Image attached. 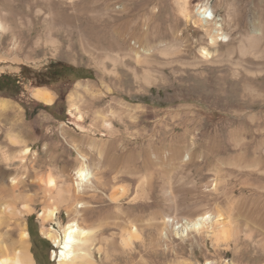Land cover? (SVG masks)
Wrapping results in <instances>:
<instances>
[{
	"label": "rangeland",
	"instance_id": "1",
	"mask_svg": "<svg viewBox=\"0 0 264 264\" xmlns=\"http://www.w3.org/2000/svg\"><path fill=\"white\" fill-rule=\"evenodd\" d=\"M188 4L190 21L182 0H0V73L24 90L12 98L20 114L0 111V160L16 154V137L33 149L25 170L0 162V185L22 175L29 183L50 174L70 180L81 155L91 166L101 163L108 179L123 171L118 184L128 196L121 207L111 205L108 188L103 200L87 199V224L101 231L92 243L98 264H264V0ZM200 7L212 10L226 41L210 46L209 35L194 24ZM135 42L149 51L147 63L123 56ZM202 47L214 54L210 62L202 61ZM74 69L88 79L77 80ZM36 88L50 90L54 103L38 102ZM72 94H79L75 103ZM149 145L185 162H172L168 172L154 168L150 180L127 179L123 158ZM28 182L20 191L33 209L24 216L30 251L37 264H57L55 245L43 231L70 218L62 211L45 222L40 215L52 206L50 192ZM218 208L230 231L228 245L214 240ZM205 213L213 217L199 232L180 228V236L172 231L166 243L160 240L162 217L175 230ZM178 219L183 222L176 225ZM13 222L8 238L17 247ZM132 223L142 226L143 241L124 250ZM150 240L157 244L151 255Z\"/></svg>",
	"mask_w": 264,
	"mask_h": 264
},
{
	"label": "bare ground",
	"instance_id": "2",
	"mask_svg": "<svg viewBox=\"0 0 264 264\" xmlns=\"http://www.w3.org/2000/svg\"><path fill=\"white\" fill-rule=\"evenodd\" d=\"M188 5V0H182V14L187 21H190L192 20V16ZM196 15L198 19L194 22V24L201 27L209 35L211 40L210 46H216L219 42L227 40V36L223 32V25L218 23V21H215L214 14L210 8L200 7L197 9ZM2 29L3 24L0 21V30ZM209 48L210 47H202L200 50L203 62H210V59H213L214 57V54ZM148 52L149 51L140 43L135 42L132 46L128 47L123 56L127 59L131 58L138 63H147ZM111 60V62L117 63L122 59L119 60V58H111ZM78 87H82V85L79 84ZM78 95H71L72 102H77L76 100L79 98ZM33 97L38 102L45 105H52L55 100L54 94L46 88H36L33 91ZM74 106L76 109L77 105L74 104ZM8 110L9 105L7 101L0 99V111L2 113H7ZM16 138L12 141L16 154L14 153L15 155L10 158L8 157L9 159L6 158L7 155L3 156L0 160V162L10 167V170L12 171L27 169L31 163L29 162V158L33 154V149L27 142L19 140L20 138ZM36 156L37 154H34V157ZM187 157H189L188 160L192 163L194 160L192 150L187 152ZM123 159L129 168L126 173L130 174V177L127 179L133 182H140L144 177L147 179L149 178L148 180H150L151 176H153L152 171L154 168L160 167L162 172H166L172 162H185L184 156L181 157L180 155H176L172 158L169 154H167V152L161 155V153L156 150L154 145H149L139 152L133 151ZM36 160L38 161V159H35V161ZM36 163L37 162H35V164ZM143 172H145V176L140 175L143 174ZM104 173L105 172H103L101 163H93L91 166L89 164L88 157L81 155V162L75 169L73 177L70 180H67L66 178H64L65 180H63V178H61L62 180H59L57 177L50 174L47 177L43 175L45 178H42L43 176L41 175V179H37L38 182L35 178L36 182L32 181V183H29L28 176L22 175L13 177L10 181H8L9 185H5L3 183L5 182V179L2 178L1 182L3 184L0 185V264H37L35 262L34 255L30 251V233L27 229L26 221L24 220V216L33 211L30 205L31 199L24 195L23 191H20V188H24L26 190L28 187L27 182L31 184L29 187L32 186L35 190L46 191V194L47 192H50V197L48 195L47 196L49 199L53 200V203L51 204L52 206H49L50 208L44 210L40 215L45 222H54L58 220L60 217L59 214H61L62 211H65L70 218L69 222L65 225L57 222L56 225L58 229L51 227L49 230L43 231V234L51 239L55 245L56 250L52 253L53 260L57 264H98L96 252L92 249V243L95 241L98 232L101 231L99 230V226L95 224L90 226L87 224V222H89L87 218V211L90 208V203H88L87 199H93V201L103 200V198H106V194L103 191L108 188L112 190L111 194L108 196V200L111 202V205H116V207L119 208L123 205V200L128 196L126 191L120 188L118 184L119 180L124 179V177L120 175L124 174L123 171H119L110 179L106 178ZM148 180L147 182H150ZM139 184L138 193L136 195L137 200L141 197L139 191H141L143 187L142 183ZM151 204L152 203H147L146 205L150 206ZM135 206L137 207L138 205ZM156 216L157 215L155 214L152 218H156ZM223 216V211L218 208L217 214L214 217L205 213L201 216L184 219V222L182 220L183 223L178 219L176 225L182 223V226H179L178 228L175 227V230L172 229L175 226L174 223H171L173 221L170 219L166 220L167 216H164L162 217L164 220L159 223L161 235L160 240L166 243L169 236L176 231L177 232L175 234L180 236L181 233L178 232L180 228H184V230H182V234L193 231L199 232L203 225L206 224L211 217H213L212 220H215L214 222L217 223V225L220 224L218 237L216 234L214 235L216 245H228L230 231L226 227L227 223L225 224L224 220H222ZM12 221H14V229L18 232L19 239L18 242L16 241L17 247H15V242H13L14 240L11 241L8 238L11 235ZM152 224L153 223H150L149 226ZM128 230L129 234L122 240L121 247H123L124 250H134L142 240L141 233L143 229L141 225L132 223L130 229ZM156 246L157 244L154 240H150V242L146 244V249L150 255L153 253L155 248H157ZM98 252L102 253L101 248H98ZM108 255L109 254H106V257L109 259ZM144 261L145 264H148V261Z\"/></svg>",
	"mask_w": 264,
	"mask_h": 264
},
{
	"label": "trees",
	"instance_id": "3",
	"mask_svg": "<svg viewBox=\"0 0 264 264\" xmlns=\"http://www.w3.org/2000/svg\"><path fill=\"white\" fill-rule=\"evenodd\" d=\"M79 72L78 69L71 71V75H76ZM65 76V75H64ZM69 76V75H68ZM88 79L86 77L77 76V80ZM24 92L23 88L19 86V82L16 81L11 75L3 74L0 76V93H6L8 98H16Z\"/></svg>",
	"mask_w": 264,
	"mask_h": 264
},
{
	"label": "crops",
	"instance_id": "4",
	"mask_svg": "<svg viewBox=\"0 0 264 264\" xmlns=\"http://www.w3.org/2000/svg\"><path fill=\"white\" fill-rule=\"evenodd\" d=\"M3 74H6V72H1L0 73V76H2ZM1 100H5V101H7V103H8V105H9V110L8 111H10V110H15V111H17L19 114L21 113V106L17 103V102H15L14 100H12V99H9V98H2ZM34 259H35V257H34ZM35 262H36V259H35Z\"/></svg>",
	"mask_w": 264,
	"mask_h": 264
},
{
	"label": "flooded vegetation",
	"instance_id": "5",
	"mask_svg": "<svg viewBox=\"0 0 264 264\" xmlns=\"http://www.w3.org/2000/svg\"><path fill=\"white\" fill-rule=\"evenodd\" d=\"M80 74H82V73H80V72L76 73L77 76L80 75Z\"/></svg>",
	"mask_w": 264,
	"mask_h": 264
}]
</instances>
